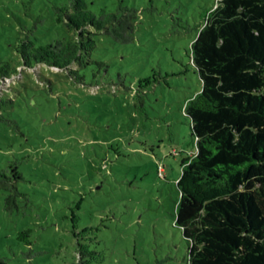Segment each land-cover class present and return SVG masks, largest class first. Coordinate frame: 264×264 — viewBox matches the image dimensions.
Returning <instances> with one entry per match:
<instances>
[{"label": "rangeland", "instance_id": "1", "mask_svg": "<svg viewBox=\"0 0 264 264\" xmlns=\"http://www.w3.org/2000/svg\"><path fill=\"white\" fill-rule=\"evenodd\" d=\"M135 8L132 40L99 44L101 65L70 75L18 66L0 87V169L23 174L6 207V264H186L174 225L181 161L196 152L185 104L201 89L190 45L216 0H87ZM67 0H0V61L21 40L66 38ZM84 75V76H83ZM29 230L26 237L23 231Z\"/></svg>", "mask_w": 264, "mask_h": 264}, {"label": "trees", "instance_id": "2", "mask_svg": "<svg viewBox=\"0 0 264 264\" xmlns=\"http://www.w3.org/2000/svg\"><path fill=\"white\" fill-rule=\"evenodd\" d=\"M137 12L119 5L96 13L87 0L56 6L67 37L21 40L18 61H0V87L18 66L75 67L71 75L103 64L102 38L130 42ZM201 17L190 45L201 89L185 104L196 152L180 163L174 225L187 245L186 264H264V0H216ZM23 179L16 166L0 169L7 209L16 206Z\"/></svg>", "mask_w": 264, "mask_h": 264}]
</instances>
